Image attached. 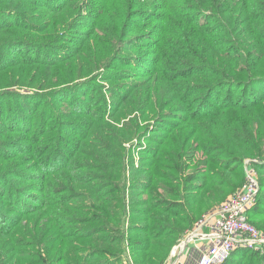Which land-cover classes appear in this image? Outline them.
<instances>
[{"label":"trees","instance_id":"obj_1","mask_svg":"<svg viewBox=\"0 0 264 264\" xmlns=\"http://www.w3.org/2000/svg\"><path fill=\"white\" fill-rule=\"evenodd\" d=\"M1 2L17 15L0 23L2 87L56 90L60 84L48 79L58 63L69 70L66 83L79 82L67 88L80 86L85 75L96 71H122L121 65L152 63V69L145 68L142 80L120 86L114 112L108 113L99 91L76 109L82 128L62 158L53 155L59 153L62 134L70 133L71 120L51 116L49 127L55 124L56 135L49 136L54 145L46 153L33 146L35 135L27 131L34 118L29 104L19 105L27 115L24 127L10 123L11 114L0 110V264H108L103 258L121 252L123 236L100 234L120 231L125 213L121 137L131 136L138 122L132 118L116 129L108 119L133 113L148 119L147 106L156 119L149 138L154 144L131 180V189H146L147 196L131 201V207L139 205L136 211L142 215L165 211L172 224L153 233L131 224V233L137 229L154 243L127 246L169 252L183 229L199 218L215 187H231L229 175L241 179L246 159L259 175V193L247 219L264 232V0ZM78 28L89 29L88 34L58 58L18 56L11 48L22 53L56 47L64 33ZM47 111L53 113L52 107ZM24 149L30 156H21ZM36 153L44 158L34 165L29 161ZM149 158L152 170L146 168ZM26 191L28 202L22 196ZM259 253L264 257V246L237 248L225 264H239L245 254L254 262Z\"/></svg>","mask_w":264,"mask_h":264},{"label":"rangeland","instance_id":"obj_2","mask_svg":"<svg viewBox=\"0 0 264 264\" xmlns=\"http://www.w3.org/2000/svg\"><path fill=\"white\" fill-rule=\"evenodd\" d=\"M16 16L17 15L14 12H11V9H8L7 5L3 4L0 0V23H6L8 20H14V18H17ZM88 30L89 29L87 28H78L71 30V32L64 33L61 37L60 43H58L56 47L52 48L34 49L33 47H31L26 49L22 53H19L16 50V47L11 48L14 53L17 52L16 54L18 56L29 57L37 55L43 59L58 58L60 55L66 54L71 51V49L75 45H77L79 41H82L86 34H88ZM142 64L143 63H137L136 65H121V68H123L122 71H112L107 75L104 71H96L92 74L85 75L84 79L80 81V86L67 88L68 86L77 84L79 82L74 80L73 82L66 83V74L69 70L66 69L65 64L58 63L55 69V74H50L52 75V77L48 79L49 81L56 82V84H60L56 88V90H54V88H46V85H44V89L41 90L34 87L27 88L22 86L6 88L2 87V82L5 79H1L0 93H8V96H3V99H0V110L2 112H5L4 114H11V117H9L10 123L18 124L20 126L24 124L26 125L27 115L22 109H19V105L22 103L29 104L31 106V110L29 111L30 113H34V118L32 119L31 124L28 125L27 131L32 129V136L35 135L34 138L37 142L34 143L33 146H40V151L43 152L45 150L46 153L54 145L53 139L49 136L56 135V127L52 128V126H54L55 124H51L49 127V119H51L53 116H58L61 121L71 120L73 123L70 124V128H68V130H70V133L62 134L64 139L62 142L60 141L61 143H59V153H57L56 151L57 154L53 155H60L59 157L62 158L66 156L68 152H70L71 145L74 143V140L79 138V135L75 134L76 130L81 131L82 128L80 125V121H82L83 117L78 115V111L76 109L84 107L86 104H88V102H90V99L93 98V94H97V92L99 91L107 101L106 110L108 111V113L114 112L115 109L113 103L117 99L116 94H122L123 92L119 91L120 86L124 87L126 84H130L131 82L142 80L143 77L141 75L144 74L146 70L145 68H148L149 70L152 69V63L148 64L147 66H144ZM90 79H92L93 82L92 86L90 85V83H88L91 81ZM48 89L52 91L48 93ZM44 104L45 109L41 110L40 107H43ZM49 106L52 107L53 113L51 111H47ZM144 110L146 111L148 119H145L146 117H143V115H138L137 113L129 114L126 117H121L119 118V120L115 119V121L107 118L111 122V125H113L116 129H121V127L125 126V124H128V122H130L132 118H136L138 122V128H136L135 132L131 136L129 135L130 137L128 136L129 138L121 137L122 147L124 151L122 161L125 178L123 184V200L125 203V213L122 215L123 217L120 216L121 222L120 224L118 223L121 226L119 228L120 231L116 234L111 232H102L100 234L101 236H104L108 239H115L118 238V236H123V249L121 250V252L119 254L116 253L117 255L115 256H111L110 254L107 257L103 258L108 262V264H160V260L167 256L168 253L169 257H167V259L172 258L170 255L172 248H170V252H168V250H163L162 248L137 250L135 248H129L127 246L128 244H135L136 242H139L140 248H142L144 244L147 245L154 243L153 239H147L145 235L137 229H134L135 231L131 233L129 231V227L131 224H136L135 228L137 226H145L148 229L147 232L151 233L155 232L159 227L161 228L166 222H169L170 225L172 224L171 217L165 211L150 210L147 215H142L141 213L136 211L138 210L137 207L139 208V205H134V207H131V201H136V203H138L140 202V200L146 198L147 196L146 189L140 190L138 187H136L135 189H131V180L133 179V175L137 171V168L141 167L144 162L143 160H146L147 158V155L145 156L144 152L149 148V145L154 144L149 138L156 128V119L154 118L153 113H151V108L149 106L145 107ZM161 117H159L158 120H162ZM49 129L50 131H47ZM40 130L42 132L41 135L38 134V131ZM28 142L29 141H26L27 144ZM26 143L21 144L26 145ZM8 150L11 149L8 148ZM64 150H66V152H64ZM154 154L156 155V153ZM24 155L30 156V154L26 150L23 151V154L21 156L23 157ZM33 156L35 159L33 158L32 161L29 162H34V165L39 164L40 161H42L44 158L43 154L41 153L33 154ZM148 160V166L146 168H151L152 170L155 167V164L152 158H149ZM54 162L55 160H53V163ZM150 162H153L152 166ZM164 172L168 171L164 170ZM147 174L148 172L142 174V176ZM150 174L151 171L149 172V175ZM243 175L244 163L241 179L238 180L236 178V175H229L233 180V185L231 187L216 186L213 191L214 195L210 200H208V203L205 204V209L203 211L201 210V212L199 213V218L213 207L225 201L230 195L234 194L243 182ZM153 179L161 180L157 177H153ZM32 181L34 180H31V182L28 181L27 183L31 184ZM36 185L37 182L35 183V186ZM31 192H34V190L32 189ZM154 192L163 198L167 197L165 192L161 190H156ZM23 193V201L28 202V196H30L29 194L31 193L28 194L27 191ZM162 206L163 205H161V207ZM197 206L198 205H196V207ZM140 208L143 207L140 206ZM131 213L134 215L133 217H130ZM154 219L160 220L155 221ZM196 221H194L189 228L183 229L182 232L180 231L181 234L178 235L179 238L175 239L176 246L180 244V242L184 241L187 231L194 226ZM139 243H136L135 245L137 246V244ZM184 243L187 245L193 244L192 241ZM186 257L188 258L185 259V264H196V260L194 258H189V254H186ZM251 257L252 255L245 254L240 259V261L238 260V262H240L239 264H264V257L261 256V253H259V255L256 254L253 256L254 262H252L253 259H251ZM173 260L174 258H172L171 261ZM229 264L234 263L230 262Z\"/></svg>","mask_w":264,"mask_h":264},{"label":"built area","instance_id":"obj_3","mask_svg":"<svg viewBox=\"0 0 264 264\" xmlns=\"http://www.w3.org/2000/svg\"><path fill=\"white\" fill-rule=\"evenodd\" d=\"M259 193L258 173L251 160L244 161V179L238 190L225 201L204 213L187 231L184 241L172 249L177 255L185 251L184 242L201 241L196 264H225L237 248L259 249L264 246V232L247 219ZM185 247V248H184Z\"/></svg>","mask_w":264,"mask_h":264},{"label":"crops","instance_id":"obj_4","mask_svg":"<svg viewBox=\"0 0 264 264\" xmlns=\"http://www.w3.org/2000/svg\"><path fill=\"white\" fill-rule=\"evenodd\" d=\"M202 245H204V243L201 241H194L193 244L187 245L185 251L182 252L181 254L177 255L176 264H185V259L188 258V257H186V254H189V258H191V259L194 258L197 261V257L199 255V250H200V248H202ZM175 246L176 245H174L172 247V249ZM172 249H171L170 255L173 258ZM168 255H169V253H168ZM168 255H167V257H169ZM191 255H193V256H191ZM167 257H166L164 264H167L172 260V258L167 259Z\"/></svg>","mask_w":264,"mask_h":264}]
</instances>
